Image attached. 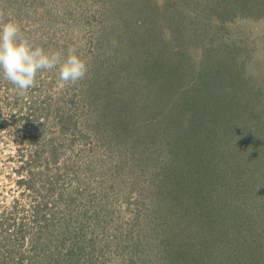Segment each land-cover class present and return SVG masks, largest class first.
<instances>
[{"label": "rangeland", "instance_id": "374dc122", "mask_svg": "<svg viewBox=\"0 0 264 264\" xmlns=\"http://www.w3.org/2000/svg\"><path fill=\"white\" fill-rule=\"evenodd\" d=\"M9 21L87 73L0 76V264H264V0H0Z\"/></svg>", "mask_w": 264, "mask_h": 264}, {"label": "clouds", "instance_id": "9594fccd", "mask_svg": "<svg viewBox=\"0 0 264 264\" xmlns=\"http://www.w3.org/2000/svg\"><path fill=\"white\" fill-rule=\"evenodd\" d=\"M54 69H58L60 81L73 85L87 73V65L75 48H69L63 57L49 53L29 43L18 24L0 23V76L18 90V95L35 86L39 72Z\"/></svg>", "mask_w": 264, "mask_h": 264}, {"label": "trees", "instance_id": "16d2710c", "mask_svg": "<svg viewBox=\"0 0 264 264\" xmlns=\"http://www.w3.org/2000/svg\"><path fill=\"white\" fill-rule=\"evenodd\" d=\"M20 180H22V178H20ZM2 224H0V226H1Z\"/></svg>", "mask_w": 264, "mask_h": 264}]
</instances>
